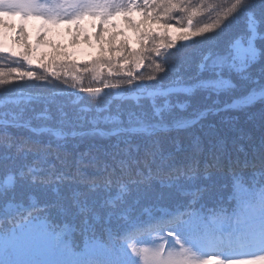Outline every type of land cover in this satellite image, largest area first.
Listing matches in <instances>:
<instances>
[{"label":"snow or ice","instance_id":"obj_1","mask_svg":"<svg viewBox=\"0 0 264 264\" xmlns=\"http://www.w3.org/2000/svg\"><path fill=\"white\" fill-rule=\"evenodd\" d=\"M218 7L0 0V53L29 66L39 60L47 73L0 69V264H264V0H230L211 24L195 26L199 13ZM30 19L43 21L31 52ZM60 21L75 25L70 45L83 39L97 54L77 62L47 39L45 25ZM8 30L23 51L5 47ZM41 43L52 49L47 60L34 55ZM185 49L198 57L195 71ZM146 63L159 74L133 72ZM105 70L129 77L120 95L92 100L85 93L101 88L59 83L61 73L75 80ZM256 105L245 121L258 120L254 129L227 115ZM209 117L220 126L205 124ZM218 243L252 258L207 256Z\"/></svg>","mask_w":264,"mask_h":264},{"label":"trees","instance_id":"obj_2","mask_svg":"<svg viewBox=\"0 0 264 264\" xmlns=\"http://www.w3.org/2000/svg\"><path fill=\"white\" fill-rule=\"evenodd\" d=\"M57 2H59V0H54V3H57ZM204 2L208 5H219L220 7H218L215 11H208L207 9H205L202 13H199L197 15V17L194 18V22H195L196 27H200L204 24H211L216 19L217 14L222 13V9L226 8L228 6V4L230 3V0H204ZM192 3L194 5H196V4L201 3V0H192ZM42 23H43V21L39 20V19H32V20L30 19L27 22L26 32L28 33V35L26 37V40H27L28 46H30L31 43L34 44L37 42L35 32H37V30L39 29V27ZM91 23H92L91 18H85L81 21L82 26L83 27L88 26V27H86V29H88L89 31H91V27H90ZM119 23L121 26H123L122 21H119ZM243 26H244L243 20L239 21L238 24L233 26L232 33L239 32L243 28ZM45 27L49 29L48 32L46 33L47 39L51 40L53 43H59L61 45H65L67 47V49L71 51V48L73 47V45L69 44V35L70 34L64 32V30L75 28V25H71V24L65 23L64 21H60L55 25L46 24ZM58 37H59V39H58ZM194 47H196V46H194ZM8 48H10L12 51H15L13 49V47L12 48L8 47ZM51 52H52V49L48 45H45L42 43V49L39 52L40 55L43 54L45 56V59L47 60V57ZM96 54H97V52H96L95 47L94 46L89 47V45H88V53L85 57H80L78 54L75 53L73 58L77 62H83V61L91 59ZM183 54H190L191 55V58H192V69L191 70L195 71V63H196V60L198 59L196 53L194 51H192L191 49H185ZM0 59L5 60V61H3L2 66L0 65V69H3L5 71H8L12 67H20L22 71H33L36 74V76L33 77V79H35L36 77L47 76V73H45V71L43 69H40L38 67V64L40 63L39 60H36V62L32 66H29L23 61L22 57L21 58H14L10 55H5L3 53H0ZM156 63H161V62L156 61ZM0 64H1V62H0ZM259 67H260V64H255V65H253V67L250 70L253 73H255ZM77 71H81V70L77 69ZM137 71L139 72L140 77L144 78L145 80L149 76H156L159 74L158 71L155 69L154 64L150 67L147 63L145 65H143L140 69H133L134 73ZM4 79H5L6 83H22L24 81L29 80L28 77H25V78H23V81H11L7 76ZM49 79L52 80L55 78L49 77ZM128 79H129V77H127L124 73L120 72L119 70L114 71L112 74H109L107 72V70H105L99 78H95L93 76V74H91V73H82L75 80L72 79L71 75H69L68 77H65L61 73L59 83H61V84L67 83V85H69V86L74 85L75 89L77 91H82L83 88H88V87L101 88L102 91L99 94H87V93H85V96H87L89 99L95 100V99H98L100 96L104 95L105 93H111L113 95H120L121 94L120 89H122L126 86ZM132 81H133V84L136 85L137 90L141 88V85L139 83H137V77L135 74L132 77ZM105 84L110 85V86L111 85H118L119 87L118 88H111V87L105 88ZM5 86H6V84H0V89L4 88ZM131 91H132V89L130 88L129 92H124L123 95H128V94H130ZM259 107H260L259 105H256L255 107L247 109V111H233V112L227 113V115L239 116L240 117V124L242 126H244L246 129H254V123H258V120L248 121L247 123H245V121H247V115L249 113H257L259 111ZM222 115H224V114H222ZM219 122H220V117H209L208 120H206L204 123L205 124L216 123L219 127L220 126ZM240 143L244 144L245 148L247 149L248 145L245 141H240ZM81 147L83 148L84 145H82ZM231 147L232 146L229 145L230 149H231ZM32 194L37 196V197L40 196V192L38 190L33 191ZM27 195H28V193H25V197H24L25 202H27ZM72 212L75 213V209H73ZM65 219H67L68 221L71 222V216H68ZM78 221H79V218L77 217V223H78ZM168 231H169V229H165L164 234H167ZM153 234H157V233H153ZM144 236H148V235L138 236V238L141 239ZM77 239H79L78 236H77ZM217 247H218V244L213 248H217ZM205 252L210 253L211 250L207 249ZM201 258H204V257H201Z\"/></svg>","mask_w":264,"mask_h":264},{"label":"rangeland","instance_id":"obj_3","mask_svg":"<svg viewBox=\"0 0 264 264\" xmlns=\"http://www.w3.org/2000/svg\"><path fill=\"white\" fill-rule=\"evenodd\" d=\"M32 20V19H31ZM36 26V25H35ZM86 27H88V26H85V28ZM72 29H74V28H72ZM64 32H66V33H69V31L68 30H64ZM36 33V32H35ZM13 36H15V30H8L7 32H6V34L4 35V37H3V40H4V44H5V47H13V49L15 50V51H23V49H24V44L21 42V41H19V40H14V39H12L11 37H13ZM58 39H59V37H58ZM30 41V40H29ZM31 43V42H30ZM34 45H36V43H34V44H32L31 43V45L29 46V50H30V52H31V49H32V46H34ZM41 49H42V43L40 44V46L39 47H36L35 48V53H34V55L36 56V57H38L39 55H40V51H41ZM71 51H74L76 54H78L80 57H85L86 55H87V53H88V45L83 41V39H80L79 40V43H78V45H75V46H73L72 48H71ZM3 61H5L4 59H0V62H1V66H2V64H3ZM157 235H159V236H167V234H164V232H162V233H160V234H153V235H149L148 237H147V239L146 240H151V239H155L156 238V236ZM174 238V237H173ZM257 255H264V253H257ZM216 256H218V258L219 259H225V257L227 256V258H230V259H241V257L242 256H246V255H241V254H239V252H238V250L237 251H235V252H233V253H231V254H224V255H216ZM251 257V256H250ZM246 259H251V258H247V257H245Z\"/></svg>","mask_w":264,"mask_h":264}]
</instances>
